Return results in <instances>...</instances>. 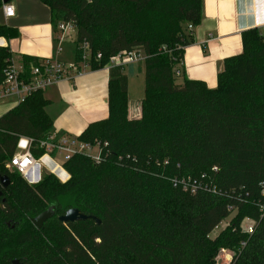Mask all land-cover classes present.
<instances>
[{
    "label": "trees",
    "instance_id": "obj_1",
    "mask_svg": "<svg viewBox=\"0 0 264 264\" xmlns=\"http://www.w3.org/2000/svg\"><path fill=\"white\" fill-rule=\"evenodd\" d=\"M39 1L50 8L55 33L62 23L75 25L76 45H90L91 70L122 52L145 60L110 69L109 116L78 137L107 144L108 156L100 164L73 157L64 166L66 182L49 174L29 185L6 168L21 138L37 143L54 132L44 91L0 117V175L11 181L0 187V264H214L221 249L236 253L232 264H264L262 33H243V52L225 60L211 89L183 74L185 27L201 24L204 0ZM18 37L16 28L0 24V39ZM11 59L9 47H0V86ZM38 61L23 56L26 74ZM143 70L141 116L131 119L128 83ZM51 205L57 215L37 229L32 219ZM70 209L100 224L61 223ZM247 220L255 223L252 235L242 231Z\"/></svg>",
    "mask_w": 264,
    "mask_h": 264
},
{
    "label": "crops",
    "instance_id": "obj_2",
    "mask_svg": "<svg viewBox=\"0 0 264 264\" xmlns=\"http://www.w3.org/2000/svg\"><path fill=\"white\" fill-rule=\"evenodd\" d=\"M10 4L15 9V16L6 19L2 7L0 24L16 28L19 37L11 41L1 38L0 47H9L12 59L19 62L23 56H30L39 60L76 61V56L69 61L64 54L65 45L76 39L64 42L63 51L57 53V33L53 30L48 6L39 0H13ZM252 29L259 30L264 37V0H204L201 24L193 26L192 31L185 27L189 44L184 48L183 74L215 89L225 60L243 52V33ZM131 65L136 68L138 63ZM109 71L106 67L100 70L88 67L73 82L62 81L44 91L49 101L46 111L53 120L54 132L79 137L91 123L108 118ZM138 77H144V70L129 79L131 119L141 116L144 90L142 94L139 91L137 95H131L133 82ZM141 86L144 89V81L139 82ZM15 107L14 100L0 103V117ZM46 163L55 168L49 160ZM62 176L65 177L63 173Z\"/></svg>",
    "mask_w": 264,
    "mask_h": 264
},
{
    "label": "built area",
    "instance_id": "obj_3",
    "mask_svg": "<svg viewBox=\"0 0 264 264\" xmlns=\"http://www.w3.org/2000/svg\"><path fill=\"white\" fill-rule=\"evenodd\" d=\"M3 13L6 19L13 18L15 9L11 4H5L3 5ZM188 29L192 31L193 26L189 25ZM74 34L76 39L77 29L74 24L62 23L59 25L56 36L57 53L63 51L62 45L66 41H71L69 39ZM77 51L80 53L79 61L63 62L53 58L40 59L38 64L31 66L29 74H26L22 61L17 62L11 59L8 69L5 71V81L0 86V102L14 100V103L18 106L35 92L46 91L62 81L73 82L76 77L89 67L91 59V48L87 42L80 43L77 46ZM100 58L101 55H97V59ZM144 60L145 56L142 53L135 51L122 52L112 57L106 68L110 70L112 67H124L143 62ZM35 143L32 138H21L16 154L6 165L8 170L18 172L29 185L39 184L47 173L56 176L58 179L60 178L61 182L68 181L70 175L64 166L75 156H85L95 164L102 163L108 156V152H104V147L107 144L103 145L99 142L89 144L80 141L78 137L66 136L56 132H53L45 140L36 143L35 148L44 152L40 157H36L33 154L32 148ZM56 158H61L63 165L57 163ZM46 160L55 164V168L47 164ZM59 172L63 173L65 177ZM183 183L184 180H174L175 186ZM196 189L197 187L194 184L192 191L194 192ZM228 210L230 213L233 211L231 207ZM231 219L232 216L223 222L225 224L224 229L230 225ZM245 222L243 223L242 231L245 234L252 235L255 223L247 220L245 225ZM241 245L244 247L245 242H242ZM235 256L236 253L234 251L221 249L214 260V264H232Z\"/></svg>",
    "mask_w": 264,
    "mask_h": 264
},
{
    "label": "water",
    "instance_id": "obj_4",
    "mask_svg": "<svg viewBox=\"0 0 264 264\" xmlns=\"http://www.w3.org/2000/svg\"><path fill=\"white\" fill-rule=\"evenodd\" d=\"M13 0H2L3 4H10ZM11 184V181L8 176H1L0 175V187L2 189H7ZM3 196L2 190H0V201ZM0 209H3V203H0ZM57 215V210L55 205H51L46 211L39 214L35 218L32 219L33 225L41 230L44 226V224L54 218ZM88 219L96 220L98 224H100V221L97 220L95 217H90L85 214H83L78 209H70L68 210L64 215L59 216V221L63 224H69L74 223L78 221H87ZM13 264H21L19 261L15 260L13 261Z\"/></svg>",
    "mask_w": 264,
    "mask_h": 264
},
{
    "label": "rangeland",
    "instance_id": "obj_5",
    "mask_svg": "<svg viewBox=\"0 0 264 264\" xmlns=\"http://www.w3.org/2000/svg\"><path fill=\"white\" fill-rule=\"evenodd\" d=\"M69 40H75V34L72 36L71 39ZM65 52L64 54L67 56L69 61H73L75 59L76 56V44L75 41L73 43H68L65 45ZM144 81V77H138V79L136 78L133 82V87H132V92L131 95H137L138 92L140 91V93H143V87H139V82H143ZM5 102V101H4ZM3 103V102H0ZM128 115H129V111H128ZM20 150V149H19ZM56 162L59 163L60 165H63V161L61 158H56ZM46 171V170H45ZM62 174V173H61ZM46 175H49V173H47ZM247 224V221L245 222V225ZM225 224H221L219 227H217L213 233H212V237H216L220 232H222V230H224Z\"/></svg>",
    "mask_w": 264,
    "mask_h": 264
},
{
    "label": "flooded vegetation",
    "instance_id": "obj_6",
    "mask_svg": "<svg viewBox=\"0 0 264 264\" xmlns=\"http://www.w3.org/2000/svg\"><path fill=\"white\" fill-rule=\"evenodd\" d=\"M0 203H3V202H2V198H1V201H0Z\"/></svg>",
    "mask_w": 264,
    "mask_h": 264
}]
</instances>
